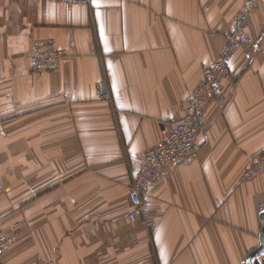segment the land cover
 I'll return each mask as SVG.
<instances>
[{"label":"crops","instance_id":"crops-1","mask_svg":"<svg viewBox=\"0 0 264 264\" xmlns=\"http://www.w3.org/2000/svg\"><path fill=\"white\" fill-rule=\"evenodd\" d=\"M245 0H0V264H249L264 176V0L256 47L231 62L193 159L150 184L153 226L129 219L132 173L217 59ZM65 50L31 74L38 41ZM254 264H264V256Z\"/></svg>","mask_w":264,"mask_h":264},{"label":"built area","instance_id":"built-area-1","mask_svg":"<svg viewBox=\"0 0 264 264\" xmlns=\"http://www.w3.org/2000/svg\"><path fill=\"white\" fill-rule=\"evenodd\" d=\"M67 6L93 8L96 0H55ZM261 0H245L236 17L233 29L226 37L225 46L217 59L205 70L203 80L188 100L183 115L167 121L162 137L155 147L147 150L137 172L132 173L129 192L131 210L128 214L133 222L141 221L148 229L153 226L151 202L147 197L150 184L158 177L162 168H171L193 159L199 149V134L206 125L209 110L215 105H224L227 97L224 84L233 81L231 62L239 51L249 52L256 47V40L249 31L254 14ZM31 58V74L43 76L53 70L67 53L58 49L51 40L38 41ZM264 176V150L244 173V181H253ZM5 192L0 182V196ZM264 210V206L261 207ZM15 242L8 236L0 222V252Z\"/></svg>","mask_w":264,"mask_h":264},{"label":"water","instance_id":"water-1","mask_svg":"<svg viewBox=\"0 0 264 264\" xmlns=\"http://www.w3.org/2000/svg\"><path fill=\"white\" fill-rule=\"evenodd\" d=\"M261 218L263 222V228L260 233V246L249 256L247 260V263L249 264H254L258 260V258L264 256V210L261 212Z\"/></svg>","mask_w":264,"mask_h":264}]
</instances>
